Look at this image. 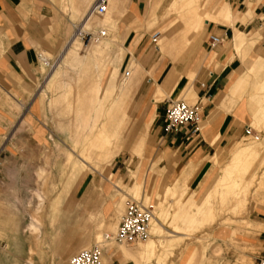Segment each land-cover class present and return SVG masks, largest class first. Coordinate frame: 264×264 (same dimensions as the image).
I'll list each match as a JSON object with an SVG mask.
<instances>
[{
    "label": "rangeland",
    "instance_id": "1",
    "mask_svg": "<svg viewBox=\"0 0 264 264\" xmlns=\"http://www.w3.org/2000/svg\"><path fill=\"white\" fill-rule=\"evenodd\" d=\"M192 1L156 0L155 19L144 20L143 12V24L125 41L122 34L127 21L123 19L119 29L106 22V36L97 42L83 39L84 33L98 32L86 24L78 34V54L63 57L85 17L81 20L82 15H76L70 5L42 0L44 24L38 30L43 32V42L37 47L39 55L50 60L48 65L37 56L44 74L38 107L43 140L34 139L35 123H22L13 127L3 143L0 264H67L73 254L95 244H101L103 257L115 264H259L264 257V62L255 70L248 69V64L264 54L257 45L264 40V25L256 30L260 33L256 44L250 42L254 30L241 27L247 43L235 47L247 66L248 92L243 100H251L252 118L247 125L253 135L244 129L235 141L239 142L235 155L224 149L222 162L214 161V172L205 167L191 178L172 175L160 161L162 151L141 106L131 113L125 108L129 97L120 99V81L132 60L145 58L146 70L192 65L198 52L190 61L191 56L207 38V27L225 25L204 24L206 10L227 4L238 19L249 4L247 0H207L196 11L197 18L187 24L183 15L199 3ZM250 1L249 17L238 19L234 26L257 23L253 9L258 1ZM96 16L103 22L106 19ZM170 23L173 40L165 52L161 37L157 38ZM116 66L119 70L113 78ZM195 76L181 80L190 88ZM183 93L169 94L160 102L196 101ZM142 100L154 102L149 93L139 90L131 103ZM117 123L122 124L120 134ZM130 198L150 206L160 226L152 220L149 237L131 245L105 239L116 233ZM72 241H85L87 246H77L65 255ZM151 241L158 244L154 251L147 248ZM137 246L143 247L140 255H122L123 250L133 251Z\"/></svg>",
    "mask_w": 264,
    "mask_h": 264
},
{
    "label": "crops",
    "instance_id": "2",
    "mask_svg": "<svg viewBox=\"0 0 264 264\" xmlns=\"http://www.w3.org/2000/svg\"><path fill=\"white\" fill-rule=\"evenodd\" d=\"M147 1L146 7V0H109L108 11L103 14L106 16L103 22L98 20L97 16L94 17L96 14L90 12L94 0H57L59 3L70 5L76 15H82L81 20L85 17L82 25L79 24L80 30H83L86 24L101 30L107 27L106 22L116 25L119 29V21L122 19L127 21L122 34L124 41L133 30L143 24V20L140 18L143 12L144 20L147 21L149 18L151 21L157 16L158 8H153L154 5H157L156 0ZM206 1L199 0L197 6L183 15V17H187V24L197 18L196 11L205 7ZM247 1L250 5L247 4L246 12L238 18L242 21L249 17L247 16L248 12H252L253 3L250 0ZM257 1L258 3L253 9V12L257 14V23L250 21L244 26L241 22L238 27L234 26L238 19H236L233 8L227 4L218 8H214L212 5L209 10H206L204 24L220 23L225 25H209L207 27L208 36L197 47V50L193 51L190 61L193 59L194 53L196 51L198 53L195 60L193 59L195 62L192 65L186 64L180 69L174 66L170 70L165 67L146 70L143 65L145 58L132 60L129 67L130 76L123 77L120 81V99H123L124 96L126 99L129 97L125 108L131 110L132 113L133 109L141 106L144 111V119L147 124L151 123L155 138L162 151L160 161L163 162V167L168 168L172 175L176 174V177L193 176L197 172H203L205 167H207V172H214V161L222 162L224 149L227 148L232 156L237 151L239 142L235 143V141L247 126L250 117L252 118V112L251 100H243L248 92L246 88L248 83L247 66L237 56L235 47L240 48L247 43V33L241 30V27L246 30L247 28L254 30L251 33L250 42L256 44L260 34L256 30L261 29L264 25V0ZM44 9L42 0H0V156L1 152L5 151L3 143L6 136L10 134L15 125L35 123L34 139L36 141L43 140L42 128L38 127V124L42 123L38 117V107L41 102L44 74L37 62L39 55L37 46L43 42L41 41L43 32L38 29L42 28L44 24L43 19L40 18ZM152 14L155 16L150 17ZM93 19H97V21L95 22ZM170 29H172L171 23L164 27L163 35L157 38L158 41L161 37L165 52L169 48L166 46L170 45L173 40L171 37L173 31L170 32ZM210 35L219 36L221 41L211 47ZM238 38L239 40H237ZM75 40L77 42L74 48L71 52H67L71 42ZM140 41L137 45L140 44ZM257 45L261 47V50H264V40ZM91 49L95 50L96 48L91 47ZM78 52L79 37L76 36L68 42L62 56L77 55ZM84 60L88 61L87 65L91 66L90 58L85 56ZM263 62L264 54L250 61L248 69L260 68ZM117 69L119 70V67L116 66L112 72L113 78H115ZM146 73L154 74V76L148 74L147 76ZM53 74L51 73L49 78ZM101 74L102 72L99 73V75ZM189 76H195V83L190 88L185 86L184 81L181 80L184 77L187 79ZM100 84L101 80H99L98 86ZM139 90L149 93L154 102L142 100L138 104L131 103L132 96ZM172 93H183L184 96L190 94L191 98L201 102L203 124L199 133L190 134L186 127H180L177 131L169 133L164 131L165 110L171 99H166V105L160 101ZM249 96L251 99V95ZM117 125H121L120 134L122 124L117 123ZM85 244V241H80L78 244L72 241L63 253L66 255L73 252L77 246L84 247ZM142 248V246H137L133 251L123 250L122 255L125 257L140 255ZM108 262L107 257L104 256L103 264H115L114 261Z\"/></svg>",
    "mask_w": 264,
    "mask_h": 264
},
{
    "label": "built area",
    "instance_id": "3",
    "mask_svg": "<svg viewBox=\"0 0 264 264\" xmlns=\"http://www.w3.org/2000/svg\"><path fill=\"white\" fill-rule=\"evenodd\" d=\"M108 3L109 0H95L92 13L103 15L107 11ZM81 32L79 31L78 34H81ZM82 36L83 39L88 38L90 42H93L100 37H105L106 31L98 30L97 33L87 32ZM209 41L212 47L219 43L221 38L216 35H210ZM39 56L43 60V56ZM55 62L52 64L54 65ZM47 64L50 65V61ZM203 86L205 85L203 84ZM202 108L203 105L200 101L189 103L183 99L170 100L165 110L164 131L169 133L177 131L180 127H186L190 134L199 133L202 127ZM245 132L253 135V128L247 125ZM254 136L258 137L257 134ZM153 218L154 213L150 206L143 204L139 200L130 198L126 201L125 212L120 218L116 233L112 236L107 234L105 239L114 240L117 243L126 245L146 240L150 235ZM67 264H103V249L101 244H95L90 248L78 251L69 258ZM259 264H264V257L260 259Z\"/></svg>",
    "mask_w": 264,
    "mask_h": 264
},
{
    "label": "bare ground",
    "instance_id": "4",
    "mask_svg": "<svg viewBox=\"0 0 264 264\" xmlns=\"http://www.w3.org/2000/svg\"><path fill=\"white\" fill-rule=\"evenodd\" d=\"M94 2H95V0H94ZM94 2H93V4H92V6H91V8H90V12L92 13V8H93V6H94ZM108 6H109V3H108ZM107 11H108V8H107ZM106 11V12H107ZM105 12V13H106ZM104 13V14H105ZM91 16V15H90ZM89 16V17H90ZM93 20H95V22L97 21V19H93ZM78 30H77V33H75L74 34V36L70 39V40H72L74 37H76V36H78V33H79V31H84V29L83 30H80L79 29V25H78ZM101 30H105V29H101ZM101 30H99V31H101ZM106 31V30H105ZM79 37V36H78ZM239 37V36H238ZM69 40V41H70ZM237 40H239V38L237 39ZM76 40L75 41H73V42H71V45L69 46V48L67 49V52H71L72 51V49L74 48V46H75V44H76ZM95 42H97V40L95 41ZM43 60L45 61V63L47 64V63H49V58H47L46 56H43ZM56 64H57V61L55 62V65H53L52 67L54 68L55 66H56ZM128 72V73H127ZM130 73H131V71L128 69V70H126L125 71V73H124V78H128L129 76H130ZM256 139H258L259 137H255ZM97 140V139H96ZM241 157V156H240ZM167 190V189H166ZM170 190V189H169ZM136 192V191H135ZM173 193V192H172ZM163 204V203H162ZM96 211V210H95ZM154 221H155V223L156 224H158V226H160V222H159V219L157 218V217H154V219H153ZM152 230H153V228H152ZM152 230H151V232H152ZM157 231H159V229H157ZM154 232V231H153ZM154 233H156V231L154 232ZM84 246H87V245H84ZM158 247V244L156 243V242H154V241H151V242H149V244L147 245V248H150L151 250H155L156 248ZM145 249H146V247H145Z\"/></svg>",
    "mask_w": 264,
    "mask_h": 264
}]
</instances>
